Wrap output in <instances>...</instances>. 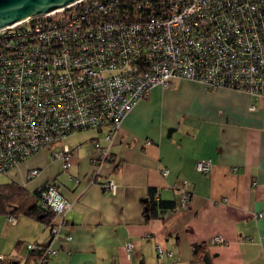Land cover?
I'll use <instances>...</instances> for the list:
<instances>
[{
	"label": "built area",
	"instance_id": "built-area-1",
	"mask_svg": "<svg viewBox=\"0 0 264 264\" xmlns=\"http://www.w3.org/2000/svg\"><path fill=\"white\" fill-rule=\"evenodd\" d=\"M175 79L264 98V0H77L0 29V175L41 151L66 171L73 149L62 142L85 130L100 135L92 164L110 162L126 113L151 88ZM212 166L210 159L195 162L203 174ZM37 174L31 169L27 179ZM91 181L116 192L115 181L98 171ZM41 187L38 204L56 220L45 248L23 244L43 249L34 264L55 256L51 241L71 206L53 180ZM188 187L184 179L177 189L181 207L190 201ZM6 220L14 225L17 217ZM133 247L126 243L128 256ZM156 252L160 260L173 255L160 245Z\"/></svg>",
	"mask_w": 264,
	"mask_h": 264
},
{
	"label": "crops",
	"instance_id": "crops-1",
	"mask_svg": "<svg viewBox=\"0 0 264 264\" xmlns=\"http://www.w3.org/2000/svg\"><path fill=\"white\" fill-rule=\"evenodd\" d=\"M94 132L62 142L73 149L66 171L41 151L6 174L30 194L53 180L71 202L47 264H193L192 248L200 243H206L210 264H264V98L175 79L167 88H151L126 113L112 160L100 167L91 162L100 136ZM200 159L211 160L209 173L196 171ZM31 169L38 174L27 179ZM162 169H168L166 176ZM96 171L115 181L114 194L91 181ZM184 179L190 201L181 207L177 189ZM149 189L177 209L146 217ZM16 217L12 230L0 235V253L24 262L23 244L44 243L50 231L33 217ZM215 236L224 242L211 243ZM128 242L134 245L129 256ZM156 245L173 255L160 260Z\"/></svg>",
	"mask_w": 264,
	"mask_h": 264
},
{
	"label": "trees",
	"instance_id": "trees-1",
	"mask_svg": "<svg viewBox=\"0 0 264 264\" xmlns=\"http://www.w3.org/2000/svg\"><path fill=\"white\" fill-rule=\"evenodd\" d=\"M112 160V159H111ZM30 194L23 186L14 181H8L0 184V213L5 216L19 214L27 217H33L38 221L51 226L54 223L55 215L46 209H42L38 204L39 191ZM144 213L148 218L163 216L167 212L177 209V205L173 201L161 200L156 191L149 189V197L144 201ZM50 242V238L44 243H36L38 246L45 248ZM194 260L193 264H210V257L206 252V243L193 245ZM28 256L24 262L19 260L5 259L0 264H34L42 255V250L27 251Z\"/></svg>",
	"mask_w": 264,
	"mask_h": 264
},
{
	"label": "water",
	"instance_id": "water-1",
	"mask_svg": "<svg viewBox=\"0 0 264 264\" xmlns=\"http://www.w3.org/2000/svg\"><path fill=\"white\" fill-rule=\"evenodd\" d=\"M77 0H0V29L28 17L46 14Z\"/></svg>",
	"mask_w": 264,
	"mask_h": 264
},
{
	"label": "rangeland",
	"instance_id": "rangeland-1",
	"mask_svg": "<svg viewBox=\"0 0 264 264\" xmlns=\"http://www.w3.org/2000/svg\"><path fill=\"white\" fill-rule=\"evenodd\" d=\"M76 133H78L79 136H82L84 138H89V137H92L95 132L92 130H85V131H82V132L80 131ZM8 181H10V178L6 174L0 175V184L8 182ZM10 230H12V228L9 226V223L6 220V216L3 213H0V235H3V236L6 235L8 232H10ZM4 242L5 240L2 237H0V250L1 248L4 247Z\"/></svg>",
	"mask_w": 264,
	"mask_h": 264
}]
</instances>
